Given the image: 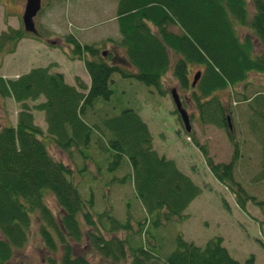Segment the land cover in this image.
Returning a JSON list of instances; mask_svg holds the SVG:
<instances>
[{
    "label": "trees",
    "instance_id": "1",
    "mask_svg": "<svg viewBox=\"0 0 264 264\" xmlns=\"http://www.w3.org/2000/svg\"><path fill=\"white\" fill-rule=\"evenodd\" d=\"M114 14L118 39L84 43L71 33L63 38L70 46L69 57L83 61L89 86L77 76L75 85H70L63 73L51 72L50 65L33 67L16 78L0 76V95L20 104L16 124L0 126V264H7L14 251L25 246L33 217L39 222L49 254L47 264H90L85 255L73 252L71 243L81 242L84 235L89 239V249L102 257L98 264H121L127 259L130 264H256L253 255L244 261L235 259L220 236L199 246L178 235L174 250L161 258L146 238L132 245L130 238L114 235L115 231L126 230L128 222H121L109 209L96 212L92 193L84 198L73 179L74 170L50 153L43 138H51L71 162L76 149L85 163L76 171L85 170L87 159H91L87 149L93 142L99 143L94 141V133L99 135L100 129L85 120V112L96 99L110 100L113 74L139 81L166 96L170 92L163 78L171 70L179 87L190 90L200 121L225 129L233 145L230 161L215 163L205 146L192 137L210 174L232 189L241 209H246L247 200L257 204L263 210L260 225L264 227V200L248 195L234 179L239 142L228 126L229 106L218 95V91L228 89L241 101L262 100L260 107L264 109V92L249 98L236 89L241 85L245 90L252 84L250 73L264 75V0H252L250 4L248 0H116ZM240 28L251 31L260 45L259 53L254 51L250 35L242 34ZM25 37L39 39L22 27L2 31L0 52L13 53ZM106 44L121 49L130 66L111 63L110 52L103 56ZM194 65L201 69L192 86ZM40 97L42 101L29 104ZM33 111L44 113L46 130L35 123ZM174 111L180 120L175 107ZM259 116L264 118V110ZM100 124L110 138L100 146L103 153L97 158L106 160V169L112 172L124 160L130 165L129 173L113 176L109 186L130 181L149 218L144 219L155 226L183 222L185 210L201 188L173 159L154 148L149 127L137 110L125 108L116 114L104 110ZM262 164L264 178V161ZM97 169L102 173V167ZM47 192L55 197L58 215L45 202Z\"/></svg>",
    "mask_w": 264,
    "mask_h": 264
},
{
    "label": "rangeland",
    "instance_id": "2",
    "mask_svg": "<svg viewBox=\"0 0 264 264\" xmlns=\"http://www.w3.org/2000/svg\"><path fill=\"white\" fill-rule=\"evenodd\" d=\"M251 1L248 0L249 4ZM24 4L25 0H0V33L9 27L23 28L21 16ZM115 6L116 0H42V8L35 18V24L44 38L39 40L26 37L19 41L13 53L0 52V76L16 78L32 67L47 65H50L51 72L62 71L67 81H72L77 73L87 75L83 61L69 57L67 51L70 46L63 38L71 33L81 42L93 43L101 39L120 37L115 21ZM240 32L250 35L254 42V51L259 53L260 45L251 31L248 28H240ZM53 41L54 46L50 44ZM105 46L104 51L108 49L114 51L110 44ZM200 69V66L192 67L190 80ZM112 77L114 93L110 100L96 99L93 106L87 108L85 112V118L89 123L100 128L99 135L97 132L94 133V141L99 143L93 142L87 149L91 159H87L85 170L76 171L85 164H82L76 149L73 151L71 162L67 155L56 147L49 149L51 140L46 135L44 141L55 158L62 160L74 170L73 179L79 185L84 198H89L92 193L96 212L109 209L121 222H128L126 230L115 231L114 235L130 238L129 242L132 245L146 238L147 244L161 258L168 256L174 250L178 235L199 246H204L209 239L220 236L223 245L235 259L244 261L253 255L256 264H264V227L260 225L263 210L251 200L246 201L245 210L238 206L232 189L218 182L210 174L203 153L192 138L205 146L212 161L226 163L232 157L233 145L225 129L203 124L200 121L198 111L190 98V90L179 87L171 70L163 78L164 86L168 90L175 88L185 102L184 107L191 122L190 135L186 133L182 121L174 111L170 94L161 96L152 87L133 79H123L115 73ZM249 81L252 84L248 85L246 91L241 85H237L236 89L244 91L245 96L249 98L255 93L264 92V75L252 72L249 74ZM218 95L229 106L231 132L239 142L240 157L234 169V179L248 195L256 197L257 200H264V178L261 177L264 161V118L259 116L264 110L260 107L262 100L251 103L241 101L239 95L228 89L218 91ZM41 100L43 97L37 101H29V104L33 105ZM125 108L137 110L150 129L154 148L160 154L173 159L178 167L201 188L199 196L185 210L186 219L183 222L174 220L155 226L144 219L147 214L130 181L109 186L110 178L128 174L130 165L124 160L122 166L112 172L106 169L108 166L106 160L103 159L101 162L102 157L97 158L98 153H103L100 146L110 138V134L100 123L104 110L116 114ZM19 110L20 104L0 95V125L15 124ZM33 112L35 123L45 130L44 113ZM92 156L97 158H94V162ZM96 165L102 167V173ZM45 202L54 214L60 213L55 197L51 193H46ZM140 221L142 223L138 225ZM38 223L36 217H33L25 246L14 251L7 264H47L46 258L49 254L43 245ZM86 229L83 225V230ZM105 236L110 237L106 232ZM71 243L73 252L85 255L90 264H98L102 260L99 254L89 249V239L86 235L81 242L71 241ZM60 254L59 249L57 258ZM121 264H130V260L127 259Z\"/></svg>",
    "mask_w": 264,
    "mask_h": 264
},
{
    "label": "water",
    "instance_id": "3",
    "mask_svg": "<svg viewBox=\"0 0 264 264\" xmlns=\"http://www.w3.org/2000/svg\"><path fill=\"white\" fill-rule=\"evenodd\" d=\"M40 9H41V0H26L24 11L22 14V24L24 31L34 35H39V32L35 26L34 18L37 15V13L40 11ZM103 54H105V52ZM199 77H200V71L196 72V74L194 75L192 86H195V83L197 82ZM170 94L176 106V110L180 115L184 128L187 132H189L191 130L190 118L187 111L182 105L181 98L177 93V90L175 88L170 89ZM228 126L231 129V123L229 118H228Z\"/></svg>",
    "mask_w": 264,
    "mask_h": 264
},
{
    "label": "crops",
    "instance_id": "4",
    "mask_svg": "<svg viewBox=\"0 0 264 264\" xmlns=\"http://www.w3.org/2000/svg\"><path fill=\"white\" fill-rule=\"evenodd\" d=\"M116 7V6H115ZM114 10H115V8H114ZM117 38V37H116ZM64 74V73H63ZM84 75H81L80 73H77V74H75L74 76H78V77H80L81 78V80L82 81H84L86 84H89V80H88V78H86L87 77V75H85V73H83ZM64 77H65V80H66V82L67 83H69V84H71V85H73L74 84V78H72V81H67V79H66V76L64 75ZM86 78V79H85ZM88 81V82H87ZM53 147H55V145L53 144V142H52V140H51V145L49 146V149L50 148H53ZM57 149V148H56ZM58 150V149H57Z\"/></svg>",
    "mask_w": 264,
    "mask_h": 264
}]
</instances>
